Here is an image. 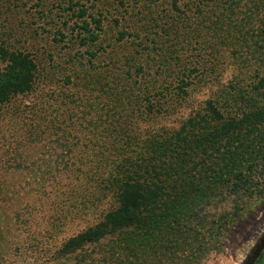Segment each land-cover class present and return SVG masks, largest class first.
<instances>
[{"label": "trees", "instance_id": "trees-1", "mask_svg": "<svg viewBox=\"0 0 264 264\" xmlns=\"http://www.w3.org/2000/svg\"><path fill=\"white\" fill-rule=\"evenodd\" d=\"M240 1L216 0L212 8L186 6L190 12L195 7V19L212 20L221 31H237L238 36L230 79L217 83L178 126L143 134L130 128L136 120L167 118L190 106L191 81H210L211 66L204 78L195 74L196 67L174 69L163 36L177 35L180 22L158 24L154 18L149 22L148 30L156 28L151 32L153 48L145 43L137 56H125L124 65L144 60L134 67V76L113 59L107 87H100L106 96L102 107L108 116L102 130L106 143L95 154L100 165L82 177L91 182L94 200L103 199L108 207L97 223L61 244L53 263L200 264L223 250L229 230L264 190V14L253 21L264 0H247L238 17ZM173 8L172 15L179 18L184 10L175 1ZM189 21L185 25L191 27ZM6 35L0 45V113L18 96L33 92L42 72L48 71L41 57L15 47L11 35ZM77 79L88 86L104 78ZM89 113L94 133L97 121L104 120ZM113 236L118 240L103 250L101 241Z\"/></svg>", "mask_w": 264, "mask_h": 264}, {"label": "rangeland", "instance_id": "rangeland-1", "mask_svg": "<svg viewBox=\"0 0 264 264\" xmlns=\"http://www.w3.org/2000/svg\"><path fill=\"white\" fill-rule=\"evenodd\" d=\"M173 1L184 10L179 18L172 15L176 13ZM246 2L240 1L238 17ZM191 3L212 8L217 2L0 0V45L10 34L12 45L41 57L48 70L42 72L33 92L18 96L0 113V264H57L52 257L61 244L100 220L108 204L94 200L91 182L82 178L83 172L100 165L95 154L106 143L102 133L108 117L102 108L106 96L100 87H107L113 59L124 65L125 56H137L145 43L153 48L151 32L156 28L147 29L153 18L158 24L180 22L177 35L163 36L174 69L196 67L195 74L203 78L210 66L214 70L207 82L189 78L194 83L190 106L167 118L136 120L130 125L132 133L178 126L217 83L228 82L235 69L231 52L238 32L227 33L212 20L195 19V7L191 12L186 7ZM260 12L254 23L263 19L264 6ZM186 21L192 26H186ZM245 28L251 32L249 25ZM212 46L218 54H213ZM143 61H128L123 69L134 76V67ZM91 75L104 79L88 86L77 79ZM90 111L104 120L103 124L97 121L101 125L94 133L88 124ZM263 238L264 190L229 230L223 250L200 264H245ZM117 240L107 237L100 246L104 250ZM117 251L123 253L122 248Z\"/></svg>", "mask_w": 264, "mask_h": 264}, {"label": "flooded vegetation", "instance_id": "flooded-vegetation-1", "mask_svg": "<svg viewBox=\"0 0 264 264\" xmlns=\"http://www.w3.org/2000/svg\"><path fill=\"white\" fill-rule=\"evenodd\" d=\"M245 264H264V238L260 241Z\"/></svg>", "mask_w": 264, "mask_h": 264}]
</instances>
